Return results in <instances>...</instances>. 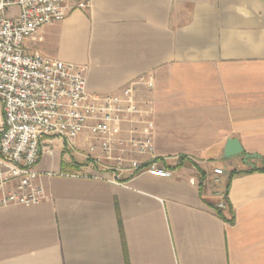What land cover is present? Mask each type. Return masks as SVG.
Returning <instances> with one entry per match:
<instances>
[{"label": "crops", "instance_id": "crops-1", "mask_svg": "<svg viewBox=\"0 0 264 264\" xmlns=\"http://www.w3.org/2000/svg\"><path fill=\"white\" fill-rule=\"evenodd\" d=\"M88 3L25 49L83 69L89 95L151 81L137 95L151 102L153 153L130 146L140 116L111 161L101 140L88 159L87 133L75 149L52 139L37 166L45 200L0 210V264H264V0ZM229 140L242 154L225 158Z\"/></svg>", "mask_w": 264, "mask_h": 264}, {"label": "built area", "instance_id": "built-area-1", "mask_svg": "<svg viewBox=\"0 0 264 264\" xmlns=\"http://www.w3.org/2000/svg\"><path fill=\"white\" fill-rule=\"evenodd\" d=\"M69 6L85 11L88 0H0V210L37 205L45 200L46 191L37 169L43 154H51L47 145L61 139L75 149L80 135L87 133V157L98 152L106 161L111 155L121 125L140 116L145 129L130 146L140 155L153 153L151 102H141L137 86L152 91L154 84L142 77L119 93L89 95L84 71L80 67L30 54L25 43L39 31L61 22ZM17 12L8 17V12ZM94 161H98L94 157ZM119 164H122L121 159ZM130 168L153 177L170 179L171 171L155 163L137 161ZM220 176L222 170H216ZM122 185L118 175L110 181ZM218 209H225L220 204Z\"/></svg>", "mask_w": 264, "mask_h": 264}, {"label": "water", "instance_id": "water-1", "mask_svg": "<svg viewBox=\"0 0 264 264\" xmlns=\"http://www.w3.org/2000/svg\"><path fill=\"white\" fill-rule=\"evenodd\" d=\"M243 149L238 140H229L227 143L226 151H225V158H232L242 154ZM255 157L248 156L246 157V162Z\"/></svg>", "mask_w": 264, "mask_h": 264}, {"label": "trees", "instance_id": "trees-1", "mask_svg": "<svg viewBox=\"0 0 264 264\" xmlns=\"http://www.w3.org/2000/svg\"><path fill=\"white\" fill-rule=\"evenodd\" d=\"M251 172H255V171H251ZM262 172H264V170H263ZM217 213H218V215H219L222 219L226 220L228 223H230V224H233V223H234V217H233V215H232L231 218H228V217H226V216L224 215V213L222 212V210H217Z\"/></svg>", "mask_w": 264, "mask_h": 264}, {"label": "rangeland", "instance_id": "rangeland-1", "mask_svg": "<svg viewBox=\"0 0 264 264\" xmlns=\"http://www.w3.org/2000/svg\"><path fill=\"white\" fill-rule=\"evenodd\" d=\"M17 11L16 10H11L8 12V17H12Z\"/></svg>", "mask_w": 264, "mask_h": 264}]
</instances>
